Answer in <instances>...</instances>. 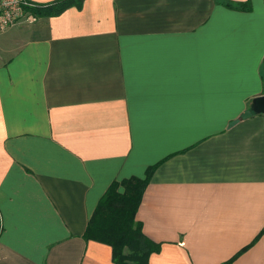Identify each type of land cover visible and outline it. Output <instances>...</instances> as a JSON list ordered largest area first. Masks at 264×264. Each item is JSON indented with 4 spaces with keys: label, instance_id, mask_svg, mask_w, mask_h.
Here are the masks:
<instances>
[{
    "label": "crops",
    "instance_id": "obj_1",
    "mask_svg": "<svg viewBox=\"0 0 264 264\" xmlns=\"http://www.w3.org/2000/svg\"><path fill=\"white\" fill-rule=\"evenodd\" d=\"M227 1L250 9L84 0L0 32V264H114L88 223L155 166L149 264H264V0Z\"/></svg>",
    "mask_w": 264,
    "mask_h": 264
},
{
    "label": "trees",
    "instance_id": "obj_2",
    "mask_svg": "<svg viewBox=\"0 0 264 264\" xmlns=\"http://www.w3.org/2000/svg\"><path fill=\"white\" fill-rule=\"evenodd\" d=\"M218 1L228 8L250 9L246 3L233 5L227 0ZM83 2L55 0L36 5L32 12L37 17L56 16L71 7L81 8ZM155 167L148 169L145 178L132 177L113 182L88 223L85 240L110 246L114 264H149L151 255L157 251V245L144 235L141 223L136 220L143 193Z\"/></svg>",
    "mask_w": 264,
    "mask_h": 264
},
{
    "label": "built area",
    "instance_id": "obj_3",
    "mask_svg": "<svg viewBox=\"0 0 264 264\" xmlns=\"http://www.w3.org/2000/svg\"><path fill=\"white\" fill-rule=\"evenodd\" d=\"M35 7L30 0H0V32L25 22H35L38 18L32 12Z\"/></svg>",
    "mask_w": 264,
    "mask_h": 264
},
{
    "label": "water",
    "instance_id": "obj_4",
    "mask_svg": "<svg viewBox=\"0 0 264 264\" xmlns=\"http://www.w3.org/2000/svg\"><path fill=\"white\" fill-rule=\"evenodd\" d=\"M251 110L255 114L264 115V95L255 98L251 105Z\"/></svg>",
    "mask_w": 264,
    "mask_h": 264
}]
</instances>
